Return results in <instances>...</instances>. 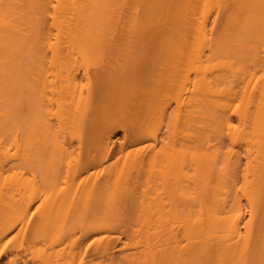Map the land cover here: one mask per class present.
<instances>
[{
    "label": "bare ground",
    "instance_id": "1",
    "mask_svg": "<svg viewBox=\"0 0 264 264\" xmlns=\"http://www.w3.org/2000/svg\"><path fill=\"white\" fill-rule=\"evenodd\" d=\"M6 253L264 264V0H0Z\"/></svg>",
    "mask_w": 264,
    "mask_h": 264
},
{
    "label": "rangeland",
    "instance_id": "2",
    "mask_svg": "<svg viewBox=\"0 0 264 264\" xmlns=\"http://www.w3.org/2000/svg\"><path fill=\"white\" fill-rule=\"evenodd\" d=\"M19 104V103H18ZM21 104V103H20ZM23 105H19V106H16V110H15V112H16V116L18 117V118H21L22 116H24L25 115V111H26V109L24 110V108L22 107ZM175 104L173 103L172 104V107L173 108H175ZM20 116V117H19ZM117 137H116V141H117V143H118V147H119V145L122 143V142H124V137H125V133L124 132H122V131H119L118 133H117V135H116ZM8 257H9V254H4L1 258H0V264H8ZM117 257V256H116ZM113 260V259H112ZM114 260H116L115 259V257H114ZM106 264H119V260H117L116 262L114 261L113 263L111 262V261H108V263L106 262Z\"/></svg>",
    "mask_w": 264,
    "mask_h": 264
}]
</instances>
